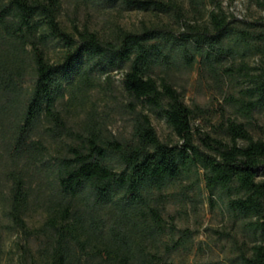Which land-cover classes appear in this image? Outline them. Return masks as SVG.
Returning a JSON list of instances; mask_svg holds the SVG:
<instances>
[{
	"label": "trees",
	"instance_id": "1",
	"mask_svg": "<svg viewBox=\"0 0 264 264\" xmlns=\"http://www.w3.org/2000/svg\"><path fill=\"white\" fill-rule=\"evenodd\" d=\"M64 5L165 21L137 30L114 22L102 35L66 26ZM196 66L239 86L230 104L245 122L197 129L202 111L177 87ZM114 75L126 135L90 101ZM151 116L173 138L162 140ZM254 116L264 119V22L239 21L218 0H0V264H176L193 232L168 222L166 207L177 196L202 201L203 191L242 239L204 264H264V139L250 134ZM37 209L42 221L31 227Z\"/></svg>",
	"mask_w": 264,
	"mask_h": 264
},
{
	"label": "rangeland",
	"instance_id": "2",
	"mask_svg": "<svg viewBox=\"0 0 264 264\" xmlns=\"http://www.w3.org/2000/svg\"><path fill=\"white\" fill-rule=\"evenodd\" d=\"M223 10L232 14L237 20L249 22H264V10L257 5V0H218ZM73 20L78 26L86 25L93 30H97L102 35L107 34L112 23H117L125 29L137 30L142 25L152 26L165 21L161 17H154L135 11H83L73 14L69 5H64L62 21L66 26H71ZM245 64L249 67L258 65L259 59H245ZM239 60L232 64L225 63V67H237ZM241 81V79H238ZM226 82V86H225ZM242 85V84H241ZM240 85V86H241ZM177 87L184 94V102L191 108H200V117L194 121L197 129L202 133L212 135L213 128L227 118H238L244 121L231 107L232 97H237L238 85L227 77L221 78L217 85L210 74L201 70L198 66L192 72L181 77ZM90 101L96 105L99 112H106L111 115L110 130L114 134L126 135L129 130L128 117L116 107L117 103L127 102L121 92L120 77L113 76L112 87L108 88L105 84L98 87L90 94ZM70 125L78 120V116H68ZM152 124L162 140L173 138L170 130L160 120L151 116ZM249 131L254 139H264V119L254 116L250 121ZM179 191V187L173 189V193ZM188 195L193 197L191 191ZM206 193L203 191L199 199L202 201L193 203L190 199H183L177 196L166 207L165 219L169 222L173 219L178 231L190 230L193 232L191 244L188 251L179 250L174 253L176 264H204L209 261H221L231 252V239L238 238V229L233 224L221 207L216 204L210 207L205 200ZM181 200V201H180ZM195 200H197L195 198ZM31 227H36L42 221V210L37 209L27 218ZM227 234V235H226ZM175 233V239L179 237ZM13 239V238H12ZM30 245H35L33 242ZM16 253L12 256L14 257Z\"/></svg>",
	"mask_w": 264,
	"mask_h": 264
}]
</instances>
